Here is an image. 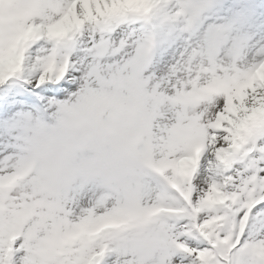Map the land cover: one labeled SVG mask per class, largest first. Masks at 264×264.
Here are the masks:
<instances>
[{
  "label": "snow or ice",
  "instance_id": "snow-or-ice-1",
  "mask_svg": "<svg viewBox=\"0 0 264 264\" xmlns=\"http://www.w3.org/2000/svg\"><path fill=\"white\" fill-rule=\"evenodd\" d=\"M0 264H264V0H0Z\"/></svg>",
  "mask_w": 264,
  "mask_h": 264
}]
</instances>
